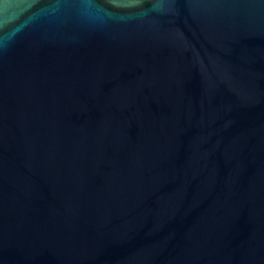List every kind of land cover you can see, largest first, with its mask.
<instances>
[{
	"label": "water",
	"instance_id": "obj_1",
	"mask_svg": "<svg viewBox=\"0 0 264 264\" xmlns=\"http://www.w3.org/2000/svg\"><path fill=\"white\" fill-rule=\"evenodd\" d=\"M0 264H264V0H0Z\"/></svg>",
	"mask_w": 264,
	"mask_h": 264
}]
</instances>
